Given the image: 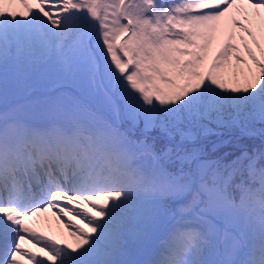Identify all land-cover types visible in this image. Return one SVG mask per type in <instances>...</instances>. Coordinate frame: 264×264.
Wrapping results in <instances>:
<instances>
[{
  "label": "snow or ice",
  "instance_id": "6c2138e0",
  "mask_svg": "<svg viewBox=\"0 0 264 264\" xmlns=\"http://www.w3.org/2000/svg\"><path fill=\"white\" fill-rule=\"evenodd\" d=\"M0 104V264H264V0H0Z\"/></svg>",
  "mask_w": 264,
  "mask_h": 264
},
{
  "label": "rangeland",
  "instance_id": "374dc122",
  "mask_svg": "<svg viewBox=\"0 0 264 264\" xmlns=\"http://www.w3.org/2000/svg\"><path fill=\"white\" fill-rule=\"evenodd\" d=\"M14 10H18V8L17 7H15V9ZM219 46H220V41H218L217 43H215V44H213V48L214 49H217V48H219ZM65 90L66 91H69V92H71L72 91V89H71V87L70 86H65ZM20 100H19V103H17V104H19V105H21V106H23V105H25L29 100H31L33 97L31 96V95H29L28 96V90L27 89H25V88H21V90H20V93H19V95L17 96ZM255 124H257V126H260L261 127V132H263V130H264V123H260V122H256ZM253 133H256V132H253ZM257 134V133H256ZM232 135H235V133H231V134H224L223 136H222V138L223 139H225V140H229V139H234L236 142H234L235 144H231L230 145V147H239V149H240V151L242 150V149H244V147H246V144L244 143L243 145H241L240 144V146H238V144L240 143V140H241V137H240V135H237V136H232ZM239 136V137H238ZM246 136H248V135H246ZM254 136V134L253 135H249L248 137H253ZM227 137V138H226ZM229 137V138H228ZM217 139V137L216 136H210L209 137V140L210 141H215ZM211 145L209 144V147H210ZM222 150H226V151H229L230 149H229V147L227 146L226 148H224V149H222ZM240 153V152H239ZM238 153V154H239ZM238 154H236V155H238ZM53 220V219H52ZM32 227H34L33 225H31ZM46 228H45V227ZM43 226V230L42 229H36L38 232H44L45 230L47 231H45L44 232V234L45 235H48V236H52V237H54L55 239H58V240H60V242L61 243H65V244H67V243H72V244H74L75 243V240H74V238L72 237V236H70L69 235V233H66V232H64V233H62V231H64L65 230V228L62 226V230H61V232L60 231H57L55 228H53V227H49V226H46V225H44ZM48 227V228H47ZM35 228V227H34ZM51 228H52V230H51ZM48 229V230H47ZM41 230V231H40ZM56 230V231H55ZM42 232V233H43ZM51 234V235H50ZM33 251H38V248H37V250H35V249H33Z\"/></svg>",
  "mask_w": 264,
  "mask_h": 264
},
{
  "label": "trees",
  "instance_id": "16d2710c",
  "mask_svg": "<svg viewBox=\"0 0 264 264\" xmlns=\"http://www.w3.org/2000/svg\"><path fill=\"white\" fill-rule=\"evenodd\" d=\"M260 129H261L260 126H257V124H254V125H252L251 132H256L258 135H264V130H263V132H261ZM220 131L223 133V135L224 134H231V133H235V135H232V136L240 135L241 140H240V143L238 144V146H240V144L243 145L245 143L246 147H244V148H247L250 152L255 151V150L264 149V142L261 139H259V137H255V136L248 137L246 135L241 134L238 129L224 128V129H220ZM229 140L231 141V143L228 145V147L230 149L228 152L238 154L240 152L239 147H235V148L230 147V145L235 144L234 142H236V141L234 139H229ZM222 151H226V150H222Z\"/></svg>",
  "mask_w": 264,
  "mask_h": 264
},
{
  "label": "bare ground",
  "instance_id": "6f19581e",
  "mask_svg": "<svg viewBox=\"0 0 264 264\" xmlns=\"http://www.w3.org/2000/svg\"><path fill=\"white\" fill-rule=\"evenodd\" d=\"M20 11H23V10H20ZM218 42V41H217ZM217 42H214V44L215 43H217ZM237 43H239V41H237ZM40 224H44V225H49L50 227H53V228H55L57 231H60L61 232V230H62V226L65 228V226H64V223H62L60 220H58L56 217L51 221L50 219L49 220H47V219H41L40 220V222H39ZM45 227V226H44ZM46 228V227H45ZM48 228V227H47ZM43 230V229H42ZM48 230V229H47ZM51 230H52V228H51ZM55 230V231H56ZM41 231V230H40ZM46 231V230H45ZM44 231V232H45ZM69 231H70V229H67V228H65V230L64 231H62V233H64V232H66V233H69ZM43 232V231H42ZM43 232V233H44ZM47 232V231H46ZM51 235V234H50Z\"/></svg>",
  "mask_w": 264,
  "mask_h": 264
}]
</instances>
